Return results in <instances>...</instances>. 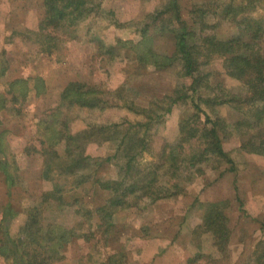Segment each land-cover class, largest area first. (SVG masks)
<instances>
[{
	"label": "rangeland",
	"instance_id": "obj_1",
	"mask_svg": "<svg viewBox=\"0 0 264 264\" xmlns=\"http://www.w3.org/2000/svg\"><path fill=\"white\" fill-rule=\"evenodd\" d=\"M214 1L215 4L210 6L211 0H177L179 21L190 25L193 18L190 11L194 6H204L215 12L214 15L208 13L206 20L215 24L217 37L222 39L236 35L235 23L223 20L221 8L216 7V4L233 2L244 5L246 12L264 26V0ZM168 3L169 0H94V5L98 6L80 21L76 37L62 34L58 37L54 30H50L57 41H54L56 47L49 52L43 42L46 34L38 30L44 13L42 0H0V60L6 59L2 63L6 69L0 78V92L4 94L0 133L6 143L5 154L9 157L12 174V178L8 177L0 168V208L10 201L18 210H23L50 189V182L43 175V160L49 163L48 158L37 153L40 148L38 122L53 108L62 110L75 132H79L94 120L102 123L120 121L124 117L138 119L126 109L125 99L137 106H148L165 94L179 93V90L185 92L188 95L186 100L174 106L173 112L165 116V126L160 124L152 136L149 152L142 158V162L147 163L156 158L154 156L160 153L166 141L170 142L178 136L179 120L191 114L195 104L212 117L218 115L229 123L239 117L231 105L216 106L202 102L199 96H211L212 91L201 87L196 94L193 93L189 90L190 80L179 77L176 67L157 69L143 65L137 61L129 45H122L124 41L137 42L142 28L151 24L153 14L160 9L165 10ZM170 19L172 16L165 14L159 24ZM172 21L175 25L181 24L174 19ZM160 34H155L154 49L170 54L173 38L164 40L166 38L162 39ZM110 46H113L112 50ZM206 68L212 72L211 84H221L229 90L237 84L225 75L220 58L211 60ZM14 78H27L30 86L28 94L17 100H13L7 92L8 84ZM38 78L44 82L39 87L42 89L39 94L36 93L38 87L35 81ZM71 80L94 84L119 106L106 108L99 114L97 110L61 105V90ZM116 92L120 93L119 100L115 98ZM229 130L223 146L234 159V170L227 169L229 165L208 169L174 197L149 206L138 201L137 205L113 217L114 228L110 233L114 239L109 241V245H105L99 236L88 240L76 237L62 249V257L52 264H104L107 256L116 250L125 253L127 264H185L198 250L204 251V254L211 252V241L198 242L197 237L194 239L192 228L201 220L200 202L206 204L215 200H225L230 207L229 226L232 233L227 254L214 255L216 259L209 264H252L250 261L257 246L264 248V231L258 229L261 225L254 220L256 214L264 213V157L240 150L241 139ZM87 140L91 139L80 144ZM56 148L62 159L49 164L52 165L51 172H65L61 180L72 177V171L65 169L62 162L65 159L62 147ZM84 148L88 155L97 156L101 161L95 167L86 165L88 171H96V178L117 175V166L104 162L110 154L109 143L89 141ZM87 185L84 193H72L85 196L95 205L100 204L104 195L94 184ZM195 200L198 204L193 203ZM24 215L22 212L14 218L12 235L23 224ZM56 220L64 224L72 222L66 213H57ZM203 259H200L202 264ZM0 264L5 262L0 261Z\"/></svg>",
	"mask_w": 264,
	"mask_h": 264
},
{
	"label": "trees",
	"instance_id": "obj_2",
	"mask_svg": "<svg viewBox=\"0 0 264 264\" xmlns=\"http://www.w3.org/2000/svg\"><path fill=\"white\" fill-rule=\"evenodd\" d=\"M176 1L169 0L165 10L160 9L153 14L151 24L142 28L137 42L124 41L122 45H129L137 61L143 65L157 69L176 67L179 77L190 80L189 90L193 93L196 94L201 87L212 91L211 96H199L202 102L216 106L231 105L239 117L229 123L218 115L212 117L195 104L194 111L179 120L178 136L166 141L160 153L154 156L156 158L147 163L142 162V158L149 152L152 136L160 124L165 126V116L173 112L174 106L183 104L188 97L185 92L179 90V93L165 94L148 106H137L125 99L126 109L138 119L124 117L120 121L102 123L94 120L79 132H75L62 110L53 108L46 112L38 122L40 148L37 153L48 158L49 163L42 160L45 164L43 175L50 182V189L23 210H18L10 201L0 208V261L5 264H52L62 257V249L76 237L88 240L99 236L105 245H109L114 239L110 231L114 228L112 219L116 214L137 205L138 201L149 206L174 197L208 169L229 165L227 169L234 170V159L223 146L229 129L241 139L240 150L264 157V26L246 12L244 5L233 2L216 4L221 8V18L234 22L237 27L236 35L221 39L216 36L215 24L206 20L208 13L215 14L212 8L194 6L190 11L192 23L186 25L178 19ZM42 4L44 13L38 30L45 32L43 42L49 52L56 47L54 41H57L50 30H54L58 37L62 34L74 38L80 21L98 6L94 5V0H42ZM213 4L215 1L211 0L209 5ZM165 14L172 19L159 24ZM173 19L181 24L175 25ZM156 33H162L158 36L166 38L164 40L173 38L170 54L155 51ZM215 58L221 59L225 75L237 83L231 90L221 84H211L212 72L206 67ZM5 62V58L0 60V78L6 69L2 64ZM35 81L36 93L39 94L42 90L39 87L44 82L41 78ZM8 86L7 92L13 100L25 97L30 89L27 78H14ZM60 96L61 105L67 108L75 105L88 111L97 110L99 114L106 108L119 106L94 84L78 80L67 82ZM115 98L120 99L119 92ZM3 101L4 94L0 92V109ZM88 138L91 140L83 142L82 147L80 142ZM89 141L109 143L110 154L104 162L117 166L115 177L96 178V171H88L87 164L95 167L101 163L99 157L85 152L84 147ZM5 144L0 133V168L12 178ZM59 146L65 154L62 161L65 169L73 173L72 177H64L63 180L62 175L66 173L55 174L49 165L62 159L56 148ZM87 183L94 184L104 195L100 204L95 205L85 196L73 194L84 193L88 189ZM194 202L198 204L196 200ZM200 206L201 220L192 232L198 242L211 241V252L204 254L198 250L185 264H202L200 259L203 258V264H209L216 259L214 255L227 254L232 233L230 207L225 200L200 202ZM22 212L25 214L23 224L12 235L13 220ZM57 213L70 215L72 222L64 224L57 221ZM257 247L259 250L253 253L250 263L264 264V248ZM125 259V253L116 250L107 256L104 264H127Z\"/></svg>",
	"mask_w": 264,
	"mask_h": 264
},
{
	"label": "crops",
	"instance_id": "obj_3",
	"mask_svg": "<svg viewBox=\"0 0 264 264\" xmlns=\"http://www.w3.org/2000/svg\"><path fill=\"white\" fill-rule=\"evenodd\" d=\"M260 213H263V212H260ZM264 213L261 215V214H256L254 217L258 224L261 225L258 229H263L264 231Z\"/></svg>",
	"mask_w": 264,
	"mask_h": 264
}]
</instances>
